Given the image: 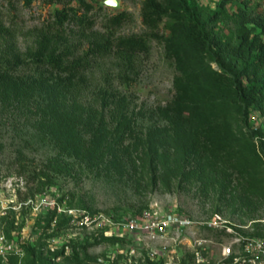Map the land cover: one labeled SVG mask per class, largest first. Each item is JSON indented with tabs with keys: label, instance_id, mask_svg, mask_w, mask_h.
<instances>
[{
	"label": "rangeland",
	"instance_id": "374dc122",
	"mask_svg": "<svg viewBox=\"0 0 264 264\" xmlns=\"http://www.w3.org/2000/svg\"><path fill=\"white\" fill-rule=\"evenodd\" d=\"M89 1L109 8L97 17V29L107 15L125 11L133 20L118 35L146 32L145 0H118L117 8L106 6V0ZM199 3L204 13L223 10L215 26L221 35L237 40L241 31L264 29V0ZM73 6L79 7L76 2ZM62 7L46 0H0L2 17L22 50L34 44V30ZM241 10L248 20L244 29L238 21ZM160 34L169 36L168 20ZM261 37L264 41V32ZM150 47L149 53L135 59L134 69L125 77L114 59L95 68L78 108L86 123L81 122V133L75 131L63 145L43 133L36 113L0 107V238L5 237L0 240V264H228L223 248L234 244V235L205 225L217 214L244 236L264 238V228L258 227L259 222L264 225V199L243 192L259 178L253 181L256 176L245 175L246 180H240L243 188L236 180L225 188L215 178L200 175L204 171L189 150L175 156L176 148L186 147L185 140L174 133L169 141L162 137L170 128L163 112L174 98L177 70L167 59L164 44L153 40ZM105 87L123 103L129 123L128 134L117 143L108 135L115 128L113 115L119 105L101 104L98 94ZM37 100L47 106L49 116L69 110L52 92ZM70 109L73 113L75 108ZM251 124L253 128L264 125L261 113H252ZM54 166H59L58 171ZM35 173L45 174L43 181L49 185H39ZM149 210L178 215L194 224L170 232L166 239L119 226ZM12 215L15 223L9 228L4 218ZM199 240L206 242L199 245ZM238 250L234 245L233 252Z\"/></svg>",
	"mask_w": 264,
	"mask_h": 264
},
{
	"label": "trees",
	"instance_id": "16d2710c",
	"mask_svg": "<svg viewBox=\"0 0 264 264\" xmlns=\"http://www.w3.org/2000/svg\"><path fill=\"white\" fill-rule=\"evenodd\" d=\"M46 1L63 7L34 30V44L26 50L18 47L12 28L0 12L2 109L36 113V123L43 133L63 145L75 131L81 133V122L86 123L78 108L83 105L95 68L114 59L125 77L134 69L135 59L149 53L151 42L156 40L164 44L165 55L177 70L175 95L163 112L170 128L162 137L169 141L174 133L185 140L186 147L176 148L175 156L189 150L204 171L200 175L215 178L225 188H231L234 180L240 184L241 178L246 180L245 175L256 176L252 180L259 178L257 184L253 182L246 188L240 185L244 193L264 199V141L259 146L256 143L257 135L264 136V131L251 124L252 113L264 117V29L261 33L254 29L241 31L236 40L216 31L223 14L220 8L204 13L199 0H145L142 19L146 32L119 36L118 30L133 20L128 12L107 15L97 29V17L109 8L100 4L96 8L89 0ZM75 2L78 8L73 6ZM244 13L241 10L238 19L242 29L248 22ZM167 20L170 34L165 37L160 28ZM50 92L69 105V110L64 108L62 115L49 116L47 106L37 98ZM98 95L105 107L119 105L113 115L115 128L108 135L117 143L129 131L123 103L106 87ZM71 107L75 108L73 113ZM58 167L54 169L58 171ZM43 175L35 173L33 179L39 185H49ZM4 222L13 228L15 219L8 216ZM258 224L264 228L261 222ZM233 260L234 256L230 257L228 264Z\"/></svg>",
	"mask_w": 264,
	"mask_h": 264
},
{
	"label": "built area",
	"instance_id": "2783aa9c",
	"mask_svg": "<svg viewBox=\"0 0 264 264\" xmlns=\"http://www.w3.org/2000/svg\"><path fill=\"white\" fill-rule=\"evenodd\" d=\"M259 128L264 131V125L260 124L256 129ZM261 141H264V136L258 134L256 137L258 146ZM87 219L89 221V218ZM98 219H103L106 222L111 221L110 218L106 217H100ZM98 219L95 218V221ZM193 224L194 222L178 215H162L157 210H149L145 211L138 220L124 221L119 226L137 234L147 235L153 239H166L170 232L179 233ZM205 225L214 230L227 229L230 234L234 235V244L223 248V255L225 257L230 258L234 256L233 264H264V238L244 236L236 228L228 227L227 222L219 214L215 215ZM0 240L1 242L5 241V237L2 236ZM205 242L206 240H199L197 243L202 245ZM234 245L239 247L238 252H233Z\"/></svg>",
	"mask_w": 264,
	"mask_h": 264
},
{
	"label": "water",
	"instance_id": "95a60500",
	"mask_svg": "<svg viewBox=\"0 0 264 264\" xmlns=\"http://www.w3.org/2000/svg\"><path fill=\"white\" fill-rule=\"evenodd\" d=\"M105 5L111 8H117L119 6L118 0H106Z\"/></svg>",
	"mask_w": 264,
	"mask_h": 264
}]
</instances>
